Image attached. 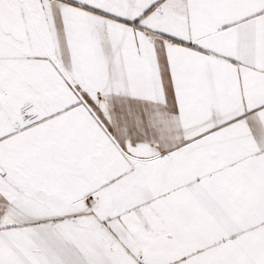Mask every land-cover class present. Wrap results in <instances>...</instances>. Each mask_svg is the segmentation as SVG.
<instances>
[{"label":"snow or ice","instance_id":"obj_1","mask_svg":"<svg viewBox=\"0 0 264 264\" xmlns=\"http://www.w3.org/2000/svg\"><path fill=\"white\" fill-rule=\"evenodd\" d=\"M0 264H264V0H0Z\"/></svg>","mask_w":264,"mask_h":264}]
</instances>
